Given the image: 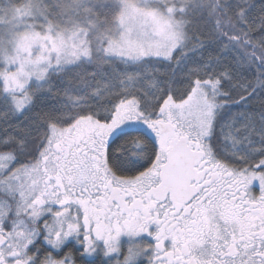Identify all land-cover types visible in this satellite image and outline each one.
I'll return each instance as SVG.
<instances>
[{"label": "snow or ice", "instance_id": "6c2138e0", "mask_svg": "<svg viewBox=\"0 0 264 264\" xmlns=\"http://www.w3.org/2000/svg\"><path fill=\"white\" fill-rule=\"evenodd\" d=\"M0 264H264V0H0Z\"/></svg>", "mask_w": 264, "mask_h": 264}]
</instances>
